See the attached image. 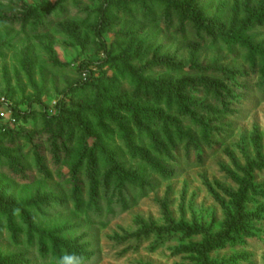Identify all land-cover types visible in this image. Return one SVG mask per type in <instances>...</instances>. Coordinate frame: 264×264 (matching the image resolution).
I'll return each instance as SVG.
<instances>
[{"label":"rangeland","instance_id":"1","mask_svg":"<svg viewBox=\"0 0 264 264\" xmlns=\"http://www.w3.org/2000/svg\"><path fill=\"white\" fill-rule=\"evenodd\" d=\"M190 1L0 0V264H264V76L197 24L235 34L264 0ZM193 66L240 99L171 160L168 98L213 102Z\"/></svg>","mask_w":264,"mask_h":264},{"label":"trees","instance_id":"2","mask_svg":"<svg viewBox=\"0 0 264 264\" xmlns=\"http://www.w3.org/2000/svg\"><path fill=\"white\" fill-rule=\"evenodd\" d=\"M112 0H106L110 3ZM194 0L187 3V12H191L193 9ZM244 16H247V20L241 25L239 31L235 34L226 33V27L219 26L216 22L211 25L204 18H198L197 24L199 26L200 38L204 41L206 46L213 48L219 45H225L229 48L236 47L240 53L244 55V63L247 64L255 72H259L260 75L264 76V42H260L257 35H249L252 28L257 26H264V3L260 5L257 10H249L245 8ZM204 17V16H203ZM193 22V21H192ZM222 31V34L219 31ZM218 33V35H217ZM209 37V38H206ZM107 52V50H106ZM208 71V70H207ZM190 72H194V75L201 74L202 79L197 81V87H202V90L207 94L208 97H212V105H200L198 103L188 104L182 103L181 98L177 94L178 101L174 100V96H170L167 100V107L169 110L168 119L164 120L163 134L165 135L166 145H160L159 149L165 151L169 158L176 157L179 155V150L185 147L191 153L193 147L195 150H201L203 145L210 146L213 141L219 139L222 135V128L226 125L228 118H233L236 111V103L239 101V95H234V91L229 90L231 93L224 95L226 92V86L217 85L214 79H211L210 73H204L203 67L193 66ZM191 74V73H190ZM206 74L208 75L207 77ZM212 76V75H211ZM184 100V99H183ZM175 103V104H174ZM240 104V103H239ZM178 111H175V110ZM160 123V121H159ZM159 123H156L157 125ZM9 126H0V129H7ZM11 128H9L10 130ZM8 130V129H7ZM87 134L89 135L87 140L95 139V145H102V139L96 138L91 132L90 127H87ZM158 136H156L157 138ZM158 139V138H157ZM156 141V139H155ZM159 143L158 141L156 142ZM88 145V144H87ZM158 149V154L163 155ZM157 150V149H156ZM149 157L146 156V166H152L155 170L159 168L158 158L150 161ZM133 172H124L123 179L126 183L131 182L138 185L134 180ZM99 197V195H98ZM97 205L93 204L89 208L90 211L96 209Z\"/></svg>","mask_w":264,"mask_h":264},{"label":"built area","instance_id":"3","mask_svg":"<svg viewBox=\"0 0 264 264\" xmlns=\"http://www.w3.org/2000/svg\"><path fill=\"white\" fill-rule=\"evenodd\" d=\"M16 121L13 108L9 105L6 100L1 101L0 103V126L12 124Z\"/></svg>","mask_w":264,"mask_h":264},{"label":"clouds","instance_id":"4","mask_svg":"<svg viewBox=\"0 0 264 264\" xmlns=\"http://www.w3.org/2000/svg\"><path fill=\"white\" fill-rule=\"evenodd\" d=\"M63 259H64V261H71V260H73L74 258H73V257L65 256Z\"/></svg>","mask_w":264,"mask_h":264}]
</instances>
